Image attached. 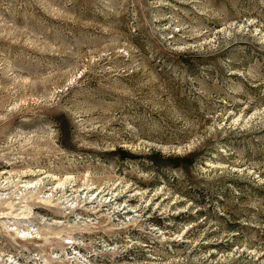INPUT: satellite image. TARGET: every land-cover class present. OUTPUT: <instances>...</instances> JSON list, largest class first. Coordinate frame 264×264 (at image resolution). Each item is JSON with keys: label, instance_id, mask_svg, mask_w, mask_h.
<instances>
[{"label": "rangeland", "instance_id": "rangeland-1", "mask_svg": "<svg viewBox=\"0 0 264 264\" xmlns=\"http://www.w3.org/2000/svg\"><path fill=\"white\" fill-rule=\"evenodd\" d=\"M0 264H264V0H0Z\"/></svg>", "mask_w": 264, "mask_h": 264}, {"label": "trees", "instance_id": "trees-1", "mask_svg": "<svg viewBox=\"0 0 264 264\" xmlns=\"http://www.w3.org/2000/svg\"><path fill=\"white\" fill-rule=\"evenodd\" d=\"M169 160H171V159H169ZM182 161H183V160H179L178 163H181ZM170 162L172 163V161H170Z\"/></svg>", "mask_w": 264, "mask_h": 264}]
</instances>
